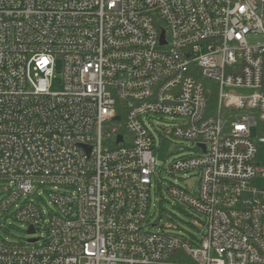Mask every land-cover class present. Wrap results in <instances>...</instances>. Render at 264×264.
I'll list each match as a JSON object with an SVG mask.
<instances>
[{"label": "built area", "instance_id": "2783aa9c", "mask_svg": "<svg viewBox=\"0 0 264 264\" xmlns=\"http://www.w3.org/2000/svg\"><path fill=\"white\" fill-rule=\"evenodd\" d=\"M263 150L264 0H0V264H264Z\"/></svg>", "mask_w": 264, "mask_h": 264}, {"label": "rangeland", "instance_id": "374dc122", "mask_svg": "<svg viewBox=\"0 0 264 264\" xmlns=\"http://www.w3.org/2000/svg\"><path fill=\"white\" fill-rule=\"evenodd\" d=\"M60 87L61 78L58 77L54 83V89H59ZM165 137L166 139L161 142L157 140L154 147L158 162L156 170H160L158 174L160 189L156 193L152 192L153 200L155 197H168L166 188L171 184L177 183L182 187H186L188 184L196 185L195 180L191 179L190 176L184 175V173L181 172H170V165L174 161V158L178 157L179 155H187L191 151L190 148L192 147L193 143L174 138L168 133L165 134ZM258 159L264 164V150L258 154ZM258 183L264 187V178L259 179ZM8 185L9 184L6 181H0V196L6 193ZM153 221L155 224V229L163 228L167 231H173L186 237H189V235L193 234L194 232L192 228L194 218L193 215H191V211L186 205L173 200L171 197H168V201L160 200L158 206L155 209ZM9 223H14L15 225L8 227L9 232L4 231V236L13 240L29 238L26 225H23L17 221L14 222L12 219L8 222V226Z\"/></svg>", "mask_w": 264, "mask_h": 264}, {"label": "water", "instance_id": "95a60500", "mask_svg": "<svg viewBox=\"0 0 264 264\" xmlns=\"http://www.w3.org/2000/svg\"><path fill=\"white\" fill-rule=\"evenodd\" d=\"M120 138H121V137H120ZM30 232H34L33 229H31Z\"/></svg>", "mask_w": 264, "mask_h": 264}]
</instances>
